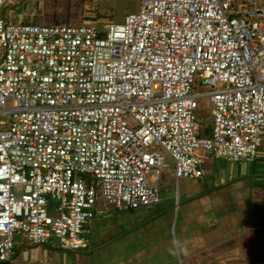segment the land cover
Returning <instances> with one entry per match:
<instances>
[{
    "label": "built area",
    "instance_id": "built-area-1",
    "mask_svg": "<svg viewBox=\"0 0 264 264\" xmlns=\"http://www.w3.org/2000/svg\"><path fill=\"white\" fill-rule=\"evenodd\" d=\"M10 1L0 9L14 8ZM245 1L254 8L140 0L121 23L103 26L105 36L95 25H43L36 11L25 12L31 22L0 15V115H9L0 123L8 125L0 130V262L18 236L45 245L53 235L63 250H85L86 225L107 206L157 204L166 170L159 148L173 170L199 180V151L255 161L264 147V3ZM201 98L212 106L210 137L197 136ZM257 237L264 254V227Z\"/></svg>",
    "mask_w": 264,
    "mask_h": 264
},
{
    "label": "rangeland",
    "instance_id": "rangeland-1",
    "mask_svg": "<svg viewBox=\"0 0 264 264\" xmlns=\"http://www.w3.org/2000/svg\"><path fill=\"white\" fill-rule=\"evenodd\" d=\"M78 0H11L7 5L15 6L14 8L5 7L3 9V16L9 17L11 21L14 15H17V20H26L31 22L30 17L24 18L25 12L31 13L36 11L40 17V22L47 25L48 23L45 18L61 17L66 13V17L70 12L76 10V2ZM107 2L109 0H99ZM99 1H96L99 3ZM136 5L131 6L129 12H136V8L140 5V0H134ZM256 7L263 5L264 0H252ZM88 1L84 0L83 7L88 6ZM90 3V2H89ZM246 4L249 9L254 7L245 0H234V5ZM122 5L115 10L114 22L121 23L124 18ZM127 13V12H126ZM2 15V10H0ZM65 17V18H66ZM43 19V20H42ZM74 20L73 15L70 17ZM45 21V22H44ZM110 22V21H108ZM19 24L21 21L18 22ZM103 25L105 24L102 23ZM76 26H87L88 23H79L76 21ZM74 25V26H75ZM97 26V25H95ZM207 88L202 86L196 88V91H206ZM199 106L197 109L198 123L202 125L200 132L197 136H207L209 134V125L212 121L210 110L211 103L208 98H201L198 100ZM14 102L11 98H7L5 101L6 109L11 108ZM9 120V115H0V123L2 121ZM207 126V127H205ZM8 125L4 127L0 126V130H7ZM207 135H200L207 130ZM159 150L164 154L165 168L167 170L161 176V179L157 182L159 189V203L154 206H147L145 208H138L133 211H112L111 209L104 208L103 213L92 220H89L86 229L88 233L84 235L89 243V247L86 250H62L59 242L52 235L50 238V244L48 247H35L28 246L27 250L32 254V264H67L70 261L71 264H167L163 261V258L159 256H152L145 253V250H139L134 247L139 241L142 243L156 242L162 238H167L174 245V253L177 257V262H169L168 264H181V246L180 242L176 241L175 226L176 220V209H180L183 203V198L180 196L182 193V187L172 180V170L175 166L174 161L171 157L161 148ZM261 150V151H260ZM260 153L257 156L258 161L256 163H227L221 159H212L205 155L203 151H199L198 155L202 159V165L204 170L205 183L207 184V197H219L223 188L233 187L231 198H229L232 206L224 207L220 205V209L217 213L218 216L224 217H235L236 214L244 213V217L247 220V224L250 225L254 218L256 211L258 212L259 219L264 217V148L263 146L259 149ZM153 173L149 174L152 177ZM88 179V176L85 175ZM245 179L247 189L242 191V195L236 196L237 191L235 186L238 185L240 180ZM237 180L239 182L235 183ZM189 186L191 189L198 190L196 186L199 182L196 180H189ZM222 189V190H221ZM20 190L19 188L17 189ZM224 192V191H223ZM16 194H19L18 192ZM202 201H204L202 199ZM200 210V209H199ZM256 210V211H255ZM132 213H139L141 218L135 222L140 225L132 231H128L126 235L121 237L122 244H117L115 234L120 229L128 230L132 223H127L129 215ZM154 213V216L152 214ZM53 214H56L54 212ZM210 221H208L209 224ZM204 224V223H200ZM253 227H251L252 229ZM244 230V229H243ZM22 239L25 242H29L26 237ZM249 238L247 237L246 240ZM177 242V243H174ZM129 242H133V246L129 245ZM33 245V244H32ZM30 264V263H27Z\"/></svg>",
    "mask_w": 264,
    "mask_h": 264
},
{
    "label": "crops",
    "instance_id": "crops-1",
    "mask_svg": "<svg viewBox=\"0 0 264 264\" xmlns=\"http://www.w3.org/2000/svg\"><path fill=\"white\" fill-rule=\"evenodd\" d=\"M190 180L199 182L196 185L198 190L191 189L189 182L178 184V186L182 187L180 196L183 198L180 209L178 211L176 209L177 224L175 226L176 241L180 242L181 246V255L178 256V259L180 257V263L264 264V255L260 251L262 245L257 237V230L264 225V217L259 219L258 212L255 210L254 218L256 217V219H253L251 224L248 225L244 217L245 212L236 214L235 217L218 216L215 213L219 211L220 205L224 207L233 205L229 201V198L234 194L232 193L233 187L229 189L223 188L224 192L221 191L219 197H207L205 178L203 180L190 178ZM237 182L239 180L235 183ZM234 188L237 189L235 192L236 196L242 195V191L247 189L245 179L240 180ZM107 209L111 208L107 206ZM152 216H154V213ZM139 218H141L139 213L129 215L127 223L132 224L128 230L122 228L115 234L117 244H122L121 237L140 225L135 222ZM208 221H210L209 224ZM251 227L253 228L251 229ZM247 237L249 238L248 240H246ZM22 238L20 236L17 237V242L19 243L17 252L9 261L0 262V264H32V254L27 250L28 246L48 247L50 244L49 240L45 245H32L25 242ZM133 242L137 243L134 245ZM133 242H129L131 247L134 245L139 250L144 249L145 253L149 255L159 256L167 264L169 262H177L174 245L167 238L151 243ZM67 264H71L70 261Z\"/></svg>",
    "mask_w": 264,
    "mask_h": 264
},
{
    "label": "trees",
    "instance_id": "trees-1",
    "mask_svg": "<svg viewBox=\"0 0 264 264\" xmlns=\"http://www.w3.org/2000/svg\"><path fill=\"white\" fill-rule=\"evenodd\" d=\"M71 1H74V0H69V3ZM86 1H88L87 2L88 6L84 7V9L82 11H81V8L83 7L84 0H78L76 2V6H77L76 10L77 11L70 12L67 17H66V13L64 16L51 17L48 19H47V17L45 18V16H43V18L47 21V22H45V21L44 22L48 23L47 25L74 26L76 24V21H78L79 23H88L90 25H97L96 27H101L99 35L105 36V33L103 31V26L107 25V24L115 23L114 22L115 10L119 7V5H122L121 9L123 11L124 17L126 15L132 13V12H129L130 11L129 9L131 8L132 5H134V3L136 5V2L134 0H109L107 2H103V1L98 0L99 3L94 1V0H86ZM5 7H8V6H5ZM3 9H0V10H2V15H3ZM137 10H138V7L136 8V11ZM72 15H73L74 20L70 19V17ZM7 18H8V20L11 21V19L9 17H7ZM16 18H17V15L15 14L14 18L12 20L14 21ZM108 21H110V22H108ZM38 22H40V18H39ZM104 22H105V24L103 25L102 23H104ZM43 25H45V24H43ZM199 126L202 128V125L199 124ZM205 127H207V126H205ZM207 133H208V128H207V130L204 129V132L200 133V135H207ZM209 134H210V126H209ZM257 161H258V159H256L254 161V163H256Z\"/></svg>",
    "mask_w": 264,
    "mask_h": 264
},
{
    "label": "bare ground",
    "instance_id": "bare-ground-1",
    "mask_svg": "<svg viewBox=\"0 0 264 264\" xmlns=\"http://www.w3.org/2000/svg\"><path fill=\"white\" fill-rule=\"evenodd\" d=\"M88 26H89V25H88ZM164 43L167 44L168 41H165ZM263 148H264V147H263ZM260 151H261V150H260ZM260 151H258L257 156L259 155ZM252 163H254V160H253ZM166 172H167V170L159 171V172H158V178L161 179V176H162L164 173H166ZM172 180H173V182L176 183V184H181V183H184V182H188V181L190 180V177L187 176V175L184 174V173L178 172V171H176V170H172Z\"/></svg>",
    "mask_w": 264,
    "mask_h": 264
},
{
    "label": "clouds",
    "instance_id": "clouds-1",
    "mask_svg": "<svg viewBox=\"0 0 264 264\" xmlns=\"http://www.w3.org/2000/svg\"><path fill=\"white\" fill-rule=\"evenodd\" d=\"M255 160H256V159H255ZM159 180H160V179H159ZM157 182H158V181H157ZM158 203H159V202H158ZM158 203H157V204H158ZM155 205H156V204H155ZM148 206H154V205H148ZM141 207H147V206H141ZM139 208H140V207H139ZM136 209H138V208H136ZM134 210H135V209H134ZM129 211H130V210H129ZM262 227H264V225H263ZM262 227H260L259 230H261ZM257 232H258V230H257ZM259 240H260V239H259ZM260 242H261V240H260ZM174 243H177V242L174 241ZM261 245H262V247H263L262 242H261ZM262 247H261L260 251H261V253L263 254V252H262ZM17 250H18V249H17ZM17 250L15 251V253L17 252ZM15 253H14V254H15ZM263 255H264V254H263Z\"/></svg>",
    "mask_w": 264,
    "mask_h": 264
}]
</instances>
